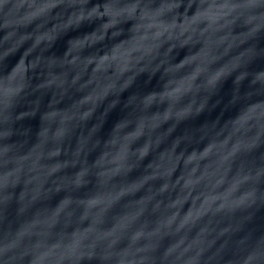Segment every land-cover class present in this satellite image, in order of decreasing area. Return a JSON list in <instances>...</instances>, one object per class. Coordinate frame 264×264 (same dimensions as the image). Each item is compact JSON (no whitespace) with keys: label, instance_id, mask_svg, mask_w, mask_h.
<instances>
[{"label":"water","instance_id":"1","mask_svg":"<svg viewBox=\"0 0 264 264\" xmlns=\"http://www.w3.org/2000/svg\"><path fill=\"white\" fill-rule=\"evenodd\" d=\"M0 264H264V0H0Z\"/></svg>","mask_w":264,"mask_h":264}]
</instances>
